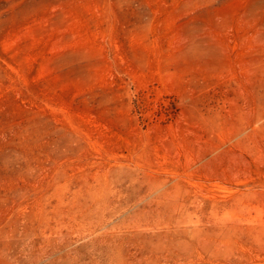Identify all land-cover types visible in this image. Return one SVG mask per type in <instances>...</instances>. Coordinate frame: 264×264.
Instances as JSON below:
<instances>
[{"label":"rangeland","instance_id":"rangeland-1","mask_svg":"<svg viewBox=\"0 0 264 264\" xmlns=\"http://www.w3.org/2000/svg\"><path fill=\"white\" fill-rule=\"evenodd\" d=\"M0 264H264V0H0Z\"/></svg>","mask_w":264,"mask_h":264}]
</instances>
